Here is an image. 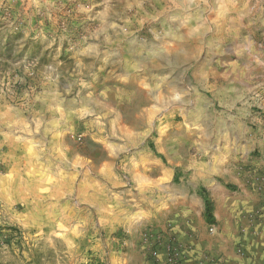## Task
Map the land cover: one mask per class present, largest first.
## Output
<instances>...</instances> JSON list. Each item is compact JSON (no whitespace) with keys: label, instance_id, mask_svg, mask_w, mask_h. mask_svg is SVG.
Listing matches in <instances>:
<instances>
[{"label":"rangeland","instance_id":"1","mask_svg":"<svg viewBox=\"0 0 264 264\" xmlns=\"http://www.w3.org/2000/svg\"><path fill=\"white\" fill-rule=\"evenodd\" d=\"M258 85L264 0H0V264H228L172 221L223 134L263 139Z\"/></svg>","mask_w":264,"mask_h":264},{"label":"crops","instance_id":"2","mask_svg":"<svg viewBox=\"0 0 264 264\" xmlns=\"http://www.w3.org/2000/svg\"><path fill=\"white\" fill-rule=\"evenodd\" d=\"M205 25L204 22H200ZM217 21H213L210 27L213 29ZM213 25V27H212ZM236 59V67H239V63H243V60L239 56L234 57ZM251 93H264V87L258 85L251 89ZM261 98V97H260ZM259 98V100H260ZM264 98L262 99V101ZM256 116L251 113L247 108L237 110L236 119L240 117L247 118ZM210 118H206V123ZM232 135L225 139L223 134V148L221 149V156L215 155L216 160L229 159L232 162L237 163L236 169H218L214 171L206 172L209 176V183L213 187L211 190L205 186L208 193V198L212 205V214L214 218L213 223H208L205 216L204 200L198 193V184L193 188V195L191 196V203L186 210L188 217L178 218L172 221V235L179 241L186 238L185 231H190L194 237L190 235V240L193 238L198 239L199 247L202 249H213V252L217 253L222 260H225L228 264H264V212L261 220H258L257 224L254 221L250 222L246 220L244 214L241 216L236 214L237 208L239 212H248L256 206H260L264 211V184L263 188L254 183H248L249 173L256 174L258 167H254V160L250 156L252 148L257 147L264 150V137L263 139H256L253 134L248 130L232 129ZM209 132V127L207 128ZM212 136L208 134L206 140L209 143ZM237 170V171H236ZM226 178H229L226 179ZM237 184L239 188V195H231L230 188L232 185ZM260 189V192L258 191ZM240 219L241 223L240 224ZM250 223V224H247ZM215 226L217 231L215 232L216 242L207 243L205 240L209 239L207 233V226ZM242 226H246L247 229L242 230ZM252 229H249V227ZM170 231V232H171ZM209 242V241H208ZM210 244V246H209ZM243 249L246 252V256L239 254V249ZM199 249V248H198ZM196 256L193 260H189V264H200L197 262Z\"/></svg>","mask_w":264,"mask_h":264},{"label":"trees","instance_id":"3","mask_svg":"<svg viewBox=\"0 0 264 264\" xmlns=\"http://www.w3.org/2000/svg\"><path fill=\"white\" fill-rule=\"evenodd\" d=\"M150 147H153V144L150 142ZM201 192L203 194V200H204V205H205V216L206 219L208 221V223H213L214 222V218H213V214H212V205H211V201L208 198V195L205 194V189L201 188Z\"/></svg>","mask_w":264,"mask_h":264},{"label":"built area","instance_id":"4","mask_svg":"<svg viewBox=\"0 0 264 264\" xmlns=\"http://www.w3.org/2000/svg\"><path fill=\"white\" fill-rule=\"evenodd\" d=\"M168 262H169V264H172V259L170 258V259L168 260Z\"/></svg>","mask_w":264,"mask_h":264}]
</instances>
